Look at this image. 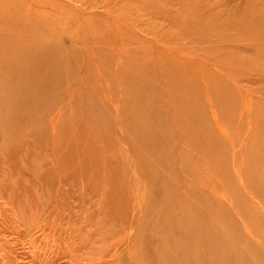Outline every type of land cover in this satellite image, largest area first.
Returning <instances> with one entry per match:
<instances>
[{
    "label": "rangeland",
    "instance_id": "rangeland-1",
    "mask_svg": "<svg viewBox=\"0 0 264 264\" xmlns=\"http://www.w3.org/2000/svg\"><path fill=\"white\" fill-rule=\"evenodd\" d=\"M11 1L74 72L6 75L0 40V264H264V66L226 22L264 0H200L232 38L127 1Z\"/></svg>",
    "mask_w": 264,
    "mask_h": 264
},
{
    "label": "bare ground",
    "instance_id": "bare-ground-1",
    "mask_svg": "<svg viewBox=\"0 0 264 264\" xmlns=\"http://www.w3.org/2000/svg\"><path fill=\"white\" fill-rule=\"evenodd\" d=\"M121 1L122 2L127 1L126 4H129V7L127 6L128 10L133 9L135 11L144 12L145 14H148V15L161 14L165 16L169 21H171L170 23L173 26H178L180 31L182 32L184 31L183 29H185V27L188 25H191L193 27L195 34L196 32L199 34L204 33L206 35L220 33L222 36L231 37V32L233 31L237 35V38H238L237 43H236L237 49L241 51L239 46H244V45H248L249 47H252L253 53L250 58L251 61H253L259 67L260 65L262 67L264 66V45L261 46L260 44V40L262 39V36L264 34V4H263L264 2L254 7L249 6L247 13L242 18H238V19L233 18L229 20L226 19L228 20L226 22L229 25H231V27L233 28V30L231 31L229 26L223 27L225 23L223 21V17H220L214 11L205 10L201 6L200 0H166L163 6L161 7L158 6L157 11L153 9L154 0H121ZM42 2L47 3L45 1H42ZM175 2L178 4L179 8H181V9H178V10H181L178 16H180L182 20H178L177 19L178 17L171 16L168 14L167 11H164V9L172 6L173 3ZM6 7H9V9L7 8L8 12H7V9H5ZM14 8H17V7H15V3L13 1L0 0V11L5 12L4 19L0 20V24L4 25L0 40L1 42H3V45H4L3 53L8 56V60H9V61L4 60L5 62L2 63V70L6 69V73H7L6 75L22 76L21 74L25 73L27 69L28 61L30 59L37 60L33 63V66L34 67L36 66L35 70L39 72L40 74H45V72H49L48 71L49 68L54 69L56 73L72 74L74 72V67L65 64L66 59H68L65 53H62L59 51V53L57 54L54 51L47 52V51H44L43 49L36 50L37 48L41 47V45L37 43L39 39L27 36L26 34V28L28 27L26 23L27 21H24V20L22 21L20 18L15 16L12 13V9ZM16 23H22L20 25L23 27V28L21 27V30L17 29L18 32H15V26L13 25ZM239 51H236V55H235V52L228 51V52L222 53L220 56H222L225 59V61L233 65V63L236 61L235 56H237V52L240 54ZM140 57L145 60V58H147L148 56L146 57V55H142L140 53ZM21 59H24L27 61V64L25 67H23V65L20 63H18V67H15L14 69H13V66L10 67L11 61L12 63L14 62V60H16V62H19L21 61ZM134 62H137V60H135ZM14 70L18 73H14ZM131 73L144 76L145 78H147L146 76H149V75L142 74L143 72L141 71V69H138L137 66L135 65H131V72L129 74ZM59 76H61V74ZM151 120L155 122L154 121L155 117H152ZM154 136L156 138H162L166 135H164V130H162L161 133H159L158 135H154ZM152 167H153L152 164H150L149 168H152ZM208 240L212 245V239L208 238ZM228 245L230 247L234 246L230 244L228 241L227 243L224 241V246L226 247ZM197 256L198 257L196 259L195 257H193V259H195L193 260V264H200V263L201 264H223L224 262H226V256H222L218 254L217 251L210 252L207 254H200ZM242 259L243 260H239V262H235L233 264H255L251 260L247 261L246 258L245 259L242 258Z\"/></svg>",
    "mask_w": 264,
    "mask_h": 264
}]
</instances>
